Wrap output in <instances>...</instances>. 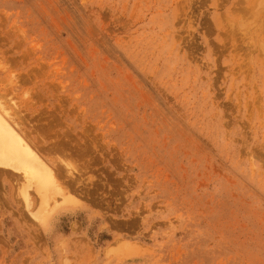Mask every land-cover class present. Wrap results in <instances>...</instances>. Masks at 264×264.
<instances>
[{"label":"rangeland","instance_id":"374dc122","mask_svg":"<svg viewBox=\"0 0 264 264\" xmlns=\"http://www.w3.org/2000/svg\"><path fill=\"white\" fill-rule=\"evenodd\" d=\"M0 102V264H264V0H0Z\"/></svg>","mask_w":264,"mask_h":264},{"label":"bare ground","instance_id":"6f19581e","mask_svg":"<svg viewBox=\"0 0 264 264\" xmlns=\"http://www.w3.org/2000/svg\"><path fill=\"white\" fill-rule=\"evenodd\" d=\"M2 105L3 104L0 102V168L10 175L16 172L17 174L18 172L21 173L25 180L23 183H25L23 187V183L21 184L20 187H22V189L19 188V192H21L20 195L22 194L24 198L22 199L25 201V206L30 207L32 204V200L30 199L31 194H29L28 189L33 187L36 195L42 200L41 209L39 208L40 212L34 214L36 218L42 220L43 223L47 222L49 218L46 216L43 217V213L48 210V208H43L44 206H48L47 197H49V192L54 189V187H58L56 173L37 150V147H35L36 145H33L35 143L28 140L29 136H26L28 133L25 134L27 131L24 132L21 127L15 123L13 118L15 115L12 116L9 106L8 108L10 111L7 109V106ZM4 107L6 109H4ZM17 114L18 113H16V115Z\"/></svg>","mask_w":264,"mask_h":264}]
</instances>
